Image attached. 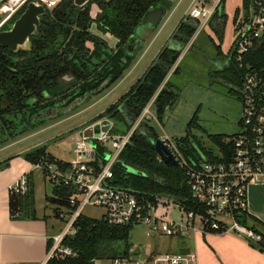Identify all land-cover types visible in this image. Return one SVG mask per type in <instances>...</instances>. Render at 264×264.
<instances>
[{
    "label": "trees",
    "instance_id": "trees-1",
    "mask_svg": "<svg viewBox=\"0 0 264 264\" xmlns=\"http://www.w3.org/2000/svg\"><path fill=\"white\" fill-rule=\"evenodd\" d=\"M93 3L101 10L96 20L91 17ZM158 5L170 10L172 2L91 0L86 6L77 7L74 0H65L55 9L46 10L40 19L41 31L31 38L28 49L14 53L0 46V137H9L10 140L14 134L24 133L18 131L15 119L29 111L73 99V92L79 91L78 97L98 93L101 87L109 89L122 80L135 59L127 51L129 40L146 11ZM23 12H19L10 24ZM94 23L101 33L117 39L115 49L110 48L102 37L91 32ZM225 24L224 14L216 15L210 23L221 41ZM197 29L195 22L186 18L182 20L171 37L176 43L174 48L165 46L142 78L99 118L112 121L115 132L127 134L154 99L152 107L161 122L177 98L167 77ZM218 50L225 64L215 73L233 87L232 93H236V88L242 85L243 77L249 70H257L264 64V47L243 55L241 62L237 61L235 53L223 56L221 50ZM179 69V66L176 67L172 75L178 73ZM92 76L99 81H87ZM187 127L189 134L175 140L183 154L187 158H194L201 150L211 156L212 150L202 147L200 141L190 135L191 129L199 128L197 113ZM226 137L209 136L213 145L231 151L230 146L223 142ZM151 139L156 141L158 134L153 126L144 122L135 130L118 160L129 170L116 164L113 167L114 184L132 190L145 203L156 204L157 198L172 197L187 210L197 209L198 204L192 198L189 188L182 187L185 171L181 167L161 162ZM24 159L32 165L56 161L64 168L69 166L67 162L51 156L43 146L24 153ZM27 179L28 190L24 195H10L13 219L35 214L33 177L28 175ZM72 194V189L63 185L53 188L56 215L59 207L68 206ZM241 222L261 237L258 242L250 239L247 241L250 246L264 253V231L259 228L264 225L250 215L244 216ZM75 227L76 234L66 237L64 245L72 248L77 255L55 257L46 264H109L114 259L131 255L130 234L133 226H111L104 219L94 220L81 216Z\"/></svg>",
    "mask_w": 264,
    "mask_h": 264
},
{
    "label": "built area",
    "instance_id": "built-area-1",
    "mask_svg": "<svg viewBox=\"0 0 264 264\" xmlns=\"http://www.w3.org/2000/svg\"><path fill=\"white\" fill-rule=\"evenodd\" d=\"M63 1L3 0L0 3V32L7 29L12 19L22 10L25 11L30 3L51 11ZM224 1L194 0L186 19L198 25L195 35L209 26L216 15L224 14ZM234 28L236 38L229 53H235L237 61L241 62L243 55L264 47V0H241L240 10L234 18ZM236 93L243 108L242 129L224 139L223 142L230 146L231 151L221 150L214 145L217 152L212 151L211 156L199 150L198 156L187 158L174 140L168 136L161 138L178 167L185 171L186 188H189L198 204L195 210H187L172 197L157 198L156 204L145 203L132 190L114 184L113 167L130 143L135 130L150 119L154 99L127 134H112L111 122L96 124L100 128L109 125L107 132L94 134V139L105 152L104 144L111 145L114 152L111 153L110 161L101 163L96 149L88 147L89 138L83 132L81 139L76 141L75 159L68 162V167L64 168L56 161L35 165L43 170L54 187L63 185L73 191L68 206L58 208L56 218L63 222V227L52 237L49 259L77 255L72 248L64 245V240L76 234L75 224L88 205L103 208L106 212L103 219L109 225H131L133 228L143 225L149 237L164 236L183 243L185 238L193 237L194 241L197 236L233 233L255 242L260 241L261 237L241 220L249 215L250 187L264 184V64L244 75ZM27 176H22L11 186L10 195H24L27 192ZM176 207L184 215L180 221L173 219ZM110 264H199V258L194 249L160 252L154 248L143 260L130 255L114 259Z\"/></svg>",
    "mask_w": 264,
    "mask_h": 264
},
{
    "label": "rangeland",
    "instance_id": "rangeland-1",
    "mask_svg": "<svg viewBox=\"0 0 264 264\" xmlns=\"http://www.w3.org/2000/svg\"><path fill=\"white\" fill-rule=\"evenodd\" d=\"M193 2L194 0H175L172 2L168 15L157 29L146 28L141 32L142 46L132 65L125 72L122 80L106 89L103 94L90 96L88 100L74 106L66 113L45 119L41 126L36 125L33 129L21 127L22 116L16 118L18 131L21 130L24 133L14 134L10 140L9 137H0V141H3L0 144V151L7 148L0 152V155L16 154L43 146L56 159L72 162L75 159L76 141L81 139L83 132L89 138L88 147L92 149L90 143L96 142L92 126L104 121L113 123L104 117L99 118V116L117 103L142 78L165 46L174 48L176 43L171 37L181 21L187 17ZM223 6L226 16L223 40H220L210 25L198 35H194L167 77L177 93L174 105L166 111L161 122L155 116V108L151 107L150 119L145 123L153 126L158 134L156 141L151 139L154 144L165 136L174 141L185 137L189 134L187 126L196 113L199 128L191 129L190 135L196 137L202 147L212 150L214 153L217 152V149L211 143L210 135L232 136L242 129L243 108L239 96L232 93L231 88L233 87L223 81L218 73H215L225 64L221 59L222 56L219 55L218 48L223 56L233 49L236 38L234 18L237 11L240 10L241 0H225ZM100 12L99 6L93 3L91 17L96 20ZM91 32L94 35H100L96 23H94ZM102 38L110 48L115 49L117 45L115 37L106 34L102 35ZM178 66L180 67L178 73L172 75ZM112 134L123 135L121 132H115L114 123ZM97 145L101 147L99 143ZM104 147L106 148L105 156L97 153L101 163L110 161L111 153L114 152L110 144L106 143ZM33 182L37 211L55 217L53 210L57 208V205L48 201V198L53 197L54 184L45 176L40 167L34 169ZM81 214L85 218L101 220L106 212L101 207L88 205ZM182 218L184 215L176 207L173 219L180 221ZM259 228L264 231L263 226H259ZM240 237L247 240L243 236ZM193 242L198 243L197 248L200 252V246L204 244L201 236L194 238V241L193 237L185 238L181 243L164 236L149 237L146 227L138 225L133 228L130 234L131 256L137 260H143L154 248H158L160 252L166 250L185 252L192 248ZM207 242L209 243L208 239ZM206 246L210 249L209 245ZM215 261V264L224 262L217 258Z\"/></svg>",
    "mask_w": 264,
    "mask_h": 264
},
{
    "label": "crops",
    "instance_id": "crops-1",
    "mask_svg": "<svg viewBox=\"0 0 264 264\" xmlns=\"http://www.w3.org/2000/svg\"><path fill=\"white\" fill-rule=\"evenodd\" d=\"M27 151L0 155V264H46L52 237L63 226V222L55 216L57 208L53 210L55 217L48 216L47 213L37 211L35 200L34 215L22 219L12 218L10 188L24 175L33 177L36 167L24 159ZM249 215L264 225V184L250 187ZM201 237L204 244L200 246V252L198 243H193L191 248L197 252L199 264H215V258L221 259V262L223 260V264H264V253L238 235L208 234Z\"/></svg>",
    "mask_w": 264,
    "mask_h": 264
},
{
    "label": "water",
    "instance_id": "water-1",
    "mask_svg": "<svg viewBox=\"0 0 264 264\" xmlns=\"http://www.w3.org/2000/svg\"><path fill=\"white\" fill-rule=\"evenodd\" d=\"M2 1L3 0H0V3ZM90 1L91 0H74V4L77 7H84ZM170 1L174 2L175 0ZM168 12L169 10L163 5L152 7L146 11L141 23L137 25L134 35L129 40L127 51L130 55L135 57L141 49V32L146 28L157 29L161 25L165 17L168 15ZM45 13L46 10L43 6L36 5L35 3H30L27 9L14 23L8 25L6 30L0 32V46L9 49L14 53L18 52L20 49H28L30 46L31 38L41 31L40 19L43 15H45ZM108 128L109 125H104L102 128H100L99 125H95L94 134L98 135L101 131L103 133L107 132ZM90 145L92 148L96 149V152L98 154L102 156L106 155L104 149L98 146L96 142L92 141ZM154 145L157 154L164 164L172 167H178L177 161L174 159L170 150L163 144L161 140L157 141ZM116 165L120 168H124L125 170H129L120 161H118ZM182 187L183 189H186L187 178L184 179ZM55 200V197L48 198V201L52 203H54Z\"/></svg>",
    "mask_w": 264,
    "mask_h": 264
},
{
    "label": "flooded vegetation",
    "instance_id": "flooded-vegetation-1",
    "mask_svg": "<svg viewBox=\"0 0 264 264\" xmlns=\"http://www.w3.org/2000/svg\"><path fill=\"white\" fill-rule=\"evenodd\" d=\"M99 34L100 35H97V36L102 37V35H106V34H103L101 32H99ZM87 81H99V80L96 77L92 76ZM106 81H109V80H106ZM99 91L100 92H98V93L92 92V93L86 94L82 97H78L79 91L73 92L72 93L73 99L70 98L68 100L58 102V103L53 104V105H47L45 107H41L38 109H34L33 111H29V112H27V114L22 116L21 127L32 128L33 126H36V125L41 126L43 124L42 122L45 119H51L53 117L60 116L61 113H63V114L66 113L67 111L71 110V108H73L74 106L79 105L82 102L88 100L90 98V96L103 94L106 91L105 86L101 87L99 89Z\"/></svg>",
    "mask_w": 264,
    "mask_h": 264
}]
</instances>
